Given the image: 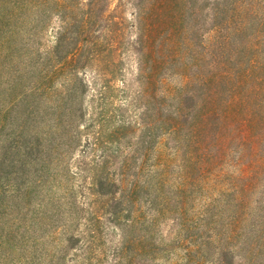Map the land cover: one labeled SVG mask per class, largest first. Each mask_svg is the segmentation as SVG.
<instances>
[{
    "label": "trees",
    "instance_id": "16d2710c",
    "mask_svg": "<svg viewBox=\"0 0 264 264\" xmlns=\"http://www.w3.org/2000/svg\"><path fill=\"white\" fill-rule=\"evenodd\" d=\"M0 264H264V0H0Z\"/></svg>",
    "mask_w": 264,
    "mask_h": 264
},
{
    "label": "rangeland",
    "instance_id": "374dc122",
    "mask_svg": "<svg viewBox=\"0 0 264 264\" xmlns=\"http://www.w3.org/2000/svg\"><path fill=\"white\" fill-rule=\"evenodd\" d=\"M128 64H129V66H128ZM127 66L129 68V70H128V73H129L128 77H130L132 75L133 71H135L136 66L134 65V62H132V61H128ZM87 78L89 80H91V76L90 75H87ZM176 80L178 81L177 78H176Z\"/></svg>",
    "mask_w": 264,
    "mask_h": 264
}]
</instances>
